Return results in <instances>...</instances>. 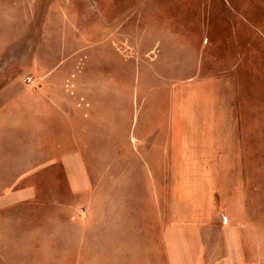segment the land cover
Segmentation results:
<instances>
[{
	"label": "rangeland",
	"instance_id": "obj_1",
	"mask_svg": "<svg viewBox=\"0 0 264 264\" xmlns=\"http://www.w3.org/2000/svg\"><path fill=\"white\" fill-rule=\"evenodd\" d=\"M133 3L0 0V264H170L176 221L264 240V4L198 0L196 80H151ZM246 31L260 52L218 51Z\"/></svg>",
	"mask_w": 264,
	"mask_h": 264
},
{
	"label": "crops",
	"instance_id": "obj_2",
	"mask_svg": "<svg viewBox=\"0 0 264 264\" xmlns=\"http://www.w3.org/2000/svg\"><path fill=\"white\" fill-rule=\"evenodd\" d=\"M134 1H140V20L146 24V36L156 38V43L162 40L165 43L162 55H157L158 48L153 46L146 49L153 52L154 58L151 62L146 61V68L161 69L162 72H151V80H196L197 69L202 68L199 60V53L211 52L216 41H207L202 38L201 28H194L188 12L195 10L198 0H185L191 4L190 8L178 9L182 0H94L98 7V19L104 21L116 20V8L114 4H124L126 12L134 10ZM229 2V0H227ZM236 4H264V0H232ZM182 13L184 15L182 16ZM166 18L178 21L175 28H165ZM132 19V18H130ZM189 26H191L189 28ZM110 31V27L107 29ZM218 36V35H215ZM220 36V52L225 53H255L260 52L259 43L255 45L254 39L249 37L248 32H239L234 39L229 41L224 34ZM259 37V36H258ZM259 41V40H258ZM212 42L214 44H212ZM209 45V50L207 46ZM160 57V58H159ZM144 69V64H143ZM195 78V79H194ZM209 80V79H202ZM175 99V98H174ZM194 100V96L190 97ZM174 101V100H173ZM175 125V123H173ZM176 127V126H175ZM177 133L173 127L172 130ZM178 134H180L178 132ZM179 136V135H178ZM174 140V138H173ZM179 140V139H178ZM177 141V139H176ZM201 220L200 218H198ZM202 222L204 220H201ZM173 225L172 231L165 233L166 247L168 251V262L170 264H261L264 261V252L255 251L264 246V240L252 239L247 241L240 229L242 225L225 223L221 230H216L215 239H207L200 221L178 222ZM212 242V243H210ZM212 247L211 254H204L205 246ZM250 245L256 246L253 253H248ZM181 246V247H180ZM183 248L184 251L181 250Z\"/></svg>",
	"mask_w": 264,
	"mask_h": 264
}]
</instances>
